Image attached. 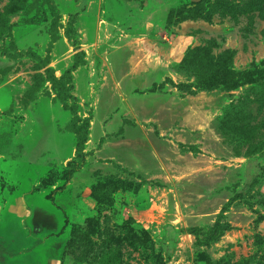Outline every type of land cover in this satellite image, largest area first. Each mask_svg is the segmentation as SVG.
<instances>
[{
	"label": "rangeland",
	"instance_id": "obj_1",
	"mask_svg": "<svg viewBox=\"0 0 264 264\" xmlns=\"http://www.w3.org/2000/svg\"><path fill=\"white\" fill-rule=\"evenodd\" d=\"M0 225L4 264L264 262V0H0Z\"/></svg>",
	"mask_w": 264,
	"mask_h": 264
},
{
	"label": "trees",
	"instance_id": "obj_2",
	"mask_svg": "<svg viewBox=\"0 0 264 264\" xmlns=\"http://www.w3.org/2000/svg\"><path fill=\"white\" fill-rule=\"evenodd\" d=\"M70 20L72 23H74L75 16L71 15ZM72 33H73V27L71 26L66 30V37L72 39L71 38ZM73 46L77 50V53L74 57V60H73V63L71 64V66L68 69H66L60 76H56L54 73H52V75L49 77V80H50L52 86L58 90V99L63 104V107L65 109L69 108L67 103L65 102L66 99L69 98L72 101L76 100V96L73 95V93H72L74 86H73V79H72L71 73L74 70H76L82 64L83 57L81 58L80 55L83 56V54H84V51L82 49H80V47H79L78 40H74ZM71 110H73V109L71 108ZM72 162L73 161H70L69 165ZM71 171L69 172V175H70ZM211 233H212V235H216L217 234V227H214L212 229ZM256 264H264V262L259 261Z\"/></svg>",
	"mask_w": 264,
	"mask_h": 264
},
{
	"label": "flooded vegetation",
	"instance_id": "obj_3",
	"mask_svg": "<svg viewBox=\"0 0 264 264\" xmlns=\"http://www.w3.org/2000/svg\"><path fill=\"white\" fill-rule=\"evenodd\" d=\"M4 233H6V232L3 229V227L0 225V235L2 234V236L4 237ZM7 234H9V233H7ZM10 237H11V235H10ZM1 241L3 243H5V244H9V242L6 241V240H1ZM5 244L0 243V264H4V261H3L4 260V255L9 256L8 257L9 259L13 258L16 255V253H15L16 249H11V248H16V247L15 246L14 247L7 246ZM6 262H7L6 264H12V261H10V260H6Z\"/></svg>",
	"mask_w": 264,
	"mask_h": 264
},
{
	"label": "water",
	"instance_id": "obj_4",
	"mask_svg": "<svg viewBox=\"0 0 264 264\" xmlns=\"http://www.w3.org/2000/svg\"><path fill=\"white\" fill-rule=\"evenodd\" d=\"M196 1V0H195Z\"/></svg>",
	"mask_w": 264,
	"mask_h": 264
}]
</instances>
